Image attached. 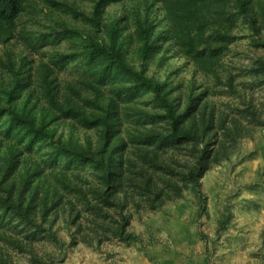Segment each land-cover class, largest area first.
I'll return each mask as SVG.
<instances>
[{
    "label": "trees",
    "instance_id": "obj_1",
    "mask_svg": "<svg viewBox=\"0 0 264 264\" xmlns=\"http://www.w3.org/2000/svg\"><path fill=\"white\" fill-rule=\"evenodd\" d=\"M244 140L264 159V0H0V264H53L34 246L64 244L61 215L126 244L132 209L183 215L186 190L210 216L202 180ZM259 177L234 192L246 210Z\"/></svg>",
    "mask_w": 264,
    "mask_h": 264
},
{
    "label": "rangeland",
    "instance_id": "obj_2",
    "mask_svg": "<svg viewBox=\"0 0 264 264\" xmlns=\"http://www.w3.org/2000/svg\"><path fill=\"white\" fill-rule=\"evenodd\" d=\"M67 1L90 11L94 0ZM46 6L42 2L36 12H48L49 6ZM238 49L235 47L231 62L247 64L250 58L236 54ZM243 79L242 82L247 84ZM253 149L254 143L244 140L241 158L234 156L230 164L216 166L202 180L210 216L204 215L200 219L196 214L193 216L197 202L194 195L186 190L184 198L179 201V207H184L183 215H179L177 203H167L157 211L145 208L140 212L131 210L134 216L129 230L140 237L138 243L126 244L117 238L100 243L99 237L93 234L92 217L85 214L77 221L82 225L79 231L61 215L55 228L64 244L58 247L44 240L35 244V250L46 260H55L53 264H165L168 261L172 264H264V192L254 195L243 190V197L255 196L262 205L259 210H246L234 199L237 187L257 182L260 174L264 176V159L261 156L243 161V156ZM229 204L234 217L229 229L219 235L216 232L217 219ZM198 232L207 238L202 239ZM15 259L21 264L31 262L27 255L21 253L15 254Z\"/></svg>",
    "mask_w": 264,
    "mask_h": 264
}]
</instances>
